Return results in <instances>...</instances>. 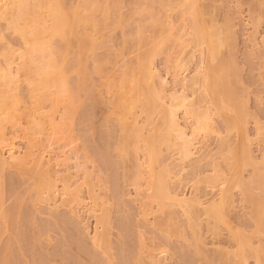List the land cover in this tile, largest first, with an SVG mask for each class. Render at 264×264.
<instances>
[{
    "label": "rangeland",
    "instance_id": "rangeland-1",
    "mask_svg": "<svg viewBox=\"0 0 264 264\" xmlns=\"http://www.w3.org/2000/svg\"><path fill=\"white\" fill-rule=\"evenodd\" d=\"M50 1L0 7V264H264V0Z\"/></svg>",
    "mask_w": 264,
    "mask_h": 264
},
{
    "label": "bare ground",
    "instance_id": "bare-ground-1",
    "mask_svg": "<svg viewBox=\"0 0 264 264\" xmlns=\"http://www.w3.org/2000/svg\"><path fill=\"white\" fill-rule=\"evenodd\" d=\"M8 1H9V0H8ZM8 1L5 2L4 0H2V2H5L4 5H3V3H2L1 0H0V4L2 3V5H1L0 7H1V8L4 7V9H7V8H8V10L10 11V8H11L12 6H8V5H10V4H8V3H10V2L13 3L14 0H13V1L11 0L10 2H8ZM23 1H24V0H15V3H16V4L13 3V7L15 6V7L13 8V10H14L16 7H18V10L21 9V7L24 6V5L26 4V1H25V2H23ZM51 1H55V0H51ZM51 1H50L51 4L49 3V5H48V4H46V5H47V6H50V5H51L50 9L52 8V11H51V10L47 7V8L51 11V13H49V14H51V15H50L51 18H50L49 20H50V22L52 23V26H50V24H49L48 29H47V26H42V24H41V23H43V25H44V22H45L44 20H43V22H42V20H41V22L39 23V24H41L40 26H42V28L45 27V28H44V31L46 32V35L49 34V35H51L50 37H49V36H45V33H44V31L42 30V28H40V30H37L38 27H37L36 25L39 26V24H37L38 22H35V23H34V21H36V20L33 19L34 21H33L32 23H30V22H31V21H30L31 19H30L28 22H27L26 20H24V22L26 21L27 24L29 23V25H28V27H27V24H26V22H25L26 25H25V24H24V25L26 26V27H25L26 29L23 28V29H24V31L22 32L23 35L21 34V35L23 36L22 38L25 39V36H26V37L28 36V38L31 37V39H28V40H27V38H26V39H25V40H26L25 42H26L27 45L30 43L29 46H30V48H31L32 51H33L32 48H34V46H35L36 50H35V48H34V51H36V53H38V52L40 51V50H37V48H41V46H40V47H36L37 45H39V43L41 44V43L43 42V45H44V46H43L42 44H41V45H42L43 47H45V49H47V46H45V41H42L41 39H43V38H41V37H43V36L46 37V38L49 37L48 39H45V38H44V39L47 41V40L53 39L52 36L59 35V33H60V35L63 33L61 36H64V35H65V30H66V28H65V30H64L63 28L69 26V25H68L69 22H67V21H66V20H67L66 17H64V16H67V14L65 15V11H63V10L60 8L61 5H60V4L58 5L59 1H58V2L55 1V2H56L55 4L52 3ZM22 2L24 3V5H23ZM17 3H19L18 5H20V4H22V5L18 6ZM52 5H53V7H52ZM19 7H20V8H19ZM40 8H41V7H40ZM0 10H2V9H0ZM13 10L11 9V11H13ZM49 10H48V11H49ZM6 11H7V10H2V11H0V14L2 15V12H3V14H4V13H8V11H7V12H6ZM61 11L64 12V13H62ZM35 14H36V13H35ZM35 14H33V16H35ZM37 15H38V12H37L36 16H37ZM27 16H28V14H27ZM36 16H35V17H36ZM15 17H17V18L15 19ZM48 17H49V15H48ZM67 17H68V16H67ZM36 18H39V15H38ZM11 19H13L12 22H13V26H14V24L17 22V20H20L21 17L18 18L17 15H14ZM14 19H15V20H14ZM65 19H66V20H65ZM51 20H52V21H51ZM10 21H11V20H10ZM20 21H21V20H20ZM39 21H40V20H39ZM50 22H49V23H50ZM65 22H67V23H65ZM46 23H47V22H46ZM46 23H45V24H46ZM16 24H19V23H16ZM16 24H15V26H18V25H16ZM30 24H32L33 27H31ZM34 24H36V25H34ZM65 24H66V26H64ZM35 26H36L37 28H36ZM19 27H20V26H18L17 28L15 27V28L18 29V30L20 31ZM22 27H23V26H22ZM50 27H51V29H49ZM67 28H68V27H67ZM71 28H72V27H71ZM23 29H22V30H23ZM47 30H48V32H47ZM49 30H50V31H49ZM63 30H64V31H63ZM62 31H63V32H62ZM208 31H209V30H208ZM24 32H25V33H24ZM40 32H41V33H40ZM42 33H43V34H42ZM51 33H52V34H51ZM209 33H210V32H209ZM212 33H213V32H212ZM212 33H211V34H212ZM28 34H29V35H28ZM53 34H54V35H53ZM215 34H216V33H215ZM24 35H25V36H24ZM67 35H68V34H67ZM213 35H214V34H212V36H213ZM216 35H217V34H216ZM216 35H215V38H214V39H216ZM29 36H30V37H29ZM217 37H218V36H217ZM40 38H41V39H40ZM62 38H63V37H62ZM210 38H211V36H210ZM219 38H220V37H219ZM39 39H40L42 42L39 41ZM44 39H43V40H44ZM208 39H209V38H208ZM221 39H222V38H221ZM29 40H30V42H29ZM32 40H34V41L36 40V41L34 42V41H32ZM37 40H38L39 43L37 42ZM208 41H209V40H208ZM211 41L214 42L213 39L210 40V43L213 44V45H211V44L209 43V46H213V47H211V48H213V50H212V49H211V50H212V51L215 53V55H216V54L219 53V52H218V48L221 49V45H223V44H221V41L218 42V40H215V41L217 42V43L214 42L215 44L212 43ZM27 42H28V43H27ZM33 42H34V43H33ZM35 43H36V45H34ZM219 43H220V44H219ZM49 44H51V43H49V42L46 43V45H48V47L50 46ZM217 44H218V45H217ZM33 45H34V46H33ZM32 46H33V47H32ZM218 46H220V47H218ZM52 47H53V46H52ZM30 48H29V49H30ZM215 48H216L217 50H216ZM42 49H44V48H42ZM214 49H215V50H214ZM43 51L45 52V50H43ZM43 51L41 50L40 52H43ZM215 51H217V53H216ZM219 51H220V50H219ZM31 53H32V52H31ZM36 53H35V54H36ZM211 55H212V52H211ZM215 55L213 54L212 56H215ZM48 60H49V59H48ZM29 61H30V60H29ZM50 61H51V64H50V63H44L43 66H39V68H38L39 70H38V73H37V74H38V76H39V74L41 73V74H40L41 76L38 78L39 81H37L35 87H36V86H37V87H38V86L40 87V85H41L42 87H40V88L38 87V89H39L40 91H38V89L36 90L37 87L34 89V91H35L36 94H42L41 92H44V91H45L44 89H46V87H48V89H49V88L52 87L55 83L57 84V81H58L59 78H63V79H61L60 81L63 82V84H62L63 89L65 88V87H64V85H65L64 83H65L66 81H65L64 77H62V76L60 77V75H58V73L56 72V71L59 70V68H57L58 66H57L56 62H54V61L52 62V60H50ZM57 63H58V62H57ZM38 64H39V63H38ZM44 65H45L46 67H44ZM47 65H48V66H47ZM61 66H62V64H61ZM40 67H41V68H40ZM55 67H56V69H55ZM54 70H55V71H54ZM148 70H149V69H148ZM36 72H37V71H36ZM52 72H53V74L55 73L56 76L58 75L59 78L57 79L58 76L56 77L55 75L52 74ZM149 73H150V72H149ZM3 74H4V76H3L2 74H1V75H2L3 77H6L5 80H6V79L9 80V79H8V77H9L8 74H6V73H3ZM52 75H53V76H52ZM147 75H148V74H147ZM2 76H1V77H2ZM1 77H0V78H1ZM52 77H53V78H56V79H55V80H51ZM40 78H41V79H40ZM53 78H52V79H53ZM5 80H4V81H5ZM7 80H6V81H7ZM56 80H57V81H56ZM51 81H53V82H51ZM55 81H56V82H55ZM139 81H140V80H139ZM12 82H13V81H12ZM39 82H40V83H39ZM54 82H55V83H54ZM62 82H60V83H62ZM7 83H8V82H7ZM38 83H39V84H38ZM48 83H49V85H48ZM52 83H53V84H52ZM8 84H9V83H8ZM58 84H59V83H58ZM10 85H11V84H10ZM51 85H52V86H51ZM44 86H45V87H44ZM138 86H139V85H138ZM140 86H141V85H140ZM41 88H42V90H41ZM43 88H44V89H43ZM8 89H9V88H8ZM48 89H46V91H47ZM63 89H62V90H63ZM6 90H7V89H6ZM43 90H44V91H43ZM37 91H38V93H37ZM39 92H40V93H39ZM130 92H134V91L131 90ZM6 93H7V95H8V92H7V91H6L5 93H4V92H3V93H2V92L0 93V119H1L2 116H3V118L5 117L4 114L7 115L6 113L3 114L4 110L6 109L5 107L8 108V103H7V102H8V100H7L8 97L6 96ZM9 93H10V92H9ZM35 93H34V96H35L36 100L42 98L40 101L38 100V102H41V101L43 102V100H44L43 97H42L41 95H40L41 98H40V96H37V97H36ZM3 95H4V96H3ZM42 95H44V94H42ZM5 96H6V98H5ZM59 96H60V95H59ZM130 96H131V95H130ZM130 96H129V97H130ZM132 96H134V95H132ZM134 97H135V96H134ZM134 97H133V102H132V101H131V102L135 105L136 103H134V100H136V99H135ZM37 98H38V99H37ZM124 98H125V97H124ZM4 99H5V100H4ZM6 100H7V102H5ZM131 100H132V99H131ZM17 101H18V98H17ZM129 101H130V99H129ZM4 102H5V104H6L5 107H3ZM14 102H16V100H15ZM122 102H124V104H126V108H125V110L127 109V110L129 111L130 109H132L131 107H134V106H132L133 104H132L131 102L128 103L127 100L122 101ZM127 103H128V104H127ZM13 104H14V106L16 105V103H13ZM121 104L123 105V103H121ZM127 105H129V106H127ZM10 107H11V106H10ZM3 108H5V109H3ZM123 109H124V108H123V106H122V110H123ZM127 110H126V112H127ZM132 110H133V109H132ZM130 111H131V110H130ZM126 112H124V113H126ZM131 112H132V111H131ZM122 114H123V113H122ZM122 114H121V116H122ZM124 115H125V114H123V117H124ZM125 116H126V115H125ZM202 116H203V115H202ZM123 117H121V118H123ZM3 118H2V120H3ZM123 119H125V117H124ZM202 119H204V118H202ZM204 120H205V119H204ZM204 120H202V122H201L202 125H203V121H204ZM205 123H206V121H205ZM0 124H1V121H0ZM2 125H3V124H2ZM172 126H173V125H172ZM1 127H3V126L0 125V128H1ZM202 127H203V126H202ZM202 127H201V128H202ZM172 129H173V128H172ZM0 130H1V129H0ZM173 130H174V129H173ZM1 131H2V130H1ZM169 134H170V133H169ZM184 202H185V201H184Z\"/></svg>",
    "mask_w": 264,
    "mask_h": 264
}]
</instances>
